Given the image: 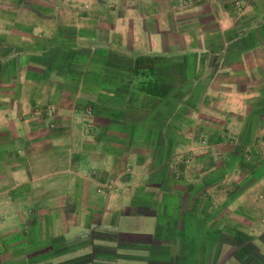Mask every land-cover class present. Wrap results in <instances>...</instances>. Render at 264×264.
Here are the masks:
<instances>
[{"label":"crops","instance_id":"obj_1","mask_svg":"<svg viewBox=\"0 0 264 264\" xmlns=\"http://www.w3.org/2000/svg\"><path fill=\"white\" fill-rule=\"evenodd\" d=\"M184 1L0 0V264H264V0Z\"/></svg>","mask_w":264,"mask_h":264},{"label":"rangeland","instance_id":"obj_2","mask_svg":"<svg viewBox=\"0 0 264 264\" xmlns=\"http://www.w3.org/2000/svg\"><path fill=\"white\" fill-rule=\"evenodd\" d=\"M188 2V4L191 2V3H194L196 2L197 0H186ZM184 1V2H186ZM184 4H187V3H184ZM243 166H244V169H245V176H243L244 178V184L249 182L253 177H255L257 175L258 172H256L255 170V166L253 164H251V161H245L243 160ZM250 171V173L247 174V172ZM259 171V170H258ZM256 172V173H255Z\"/></svg>","mask_w":264,"mask_h":264},{"label":"built area","instance_id":"obj_3","mask_svg":"<svg viewBox=\"0 0 264 264\" xmlns=\"http://www.w3.org/2000/svg\"><path fill=\"white\" fill-rule=\"evenodd\" d=\"M88 112H91V110H89Z\"/></svg>","mask_w":264,"mask_h":264}]
</instances>
